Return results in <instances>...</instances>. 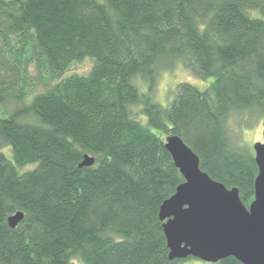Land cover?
Listing matches in <instances>:
<instances>
[{
  "label": "trees",
  "instance_id": "obj_1",
  "mask_svg": "<svg viewBox=\"0 0 264 264\" xmlns=\"http://www.w3.org/2000/svg\"><path fill=\"white\" fill-rule=\"evenodd\" d=\"M84 58L86 73L64 74ZM176 62L212 79L162 105L158 71ZM234 114L240 128L264 119V0H0V264L192 258L168 257L158 215L183 181L164 137L247 206L258 168L228 133Z\"/></svg>",
  "mask_w": 264,
  "mask_h": 264
},
{
  "label": "water",
  "instance_id": "obj_2",
  "mask_svg": "<svg viewBox=\"0 0 264 264\" xmlns=\"http://www.w3.org/2000/svg\"><path fill=\"white\" fill-rule=\"evenodd\" d=\"M261 123L262 141L252 145L258 171L247 206L237 187H226L200 169L198 155L180 136L164 137V146L183 177L158 211L170 259L192 256L215 263L234 256L243 264H264V119ZM93 161L85 153L79 166ZM22 217L23 212L16 211L7 222L15 227Z\"/></svg>",
  "mask_w": 264,
  "mask_h": 264
},
{
  "label": "rangeland",
  "instance_id": "obj_3",
  "mask_svg": "<svg viewBox=\"0 0 264 264\" xmlns=\"http://www.w3.org/2000/svg\"><path fill=\"white\" fill-rule=\"evenodd\" d=\"M91 66V60L89 58H84L81 61L73 62L69 69L64 74L70 73H86ZM210 78L201 79L192 75L187 69H185L181 63L176 62L171 69H160L158 71L157 80L155 88L153 91L154 100L158 101L162 105H166L167 102L172 98L175 87L179 82H189L200 89L205 88L211 81ZM31 98L29 94L26 98L28 101ZM133 113L139 116V107L134 106L132 109ZM142 122H145V117L141 116ZM243 121L242 115L234 114L227 122V130L233 141L238 145H245L250 147L252 150V145L255 141H262V119L252 124L249 128H240L241 122ZM7 158L12 160L11 150L9 147H3L0 149ZM34 164H26L23 168H31ZM70 264H84L83 261L74 257L71 259ZM178 264H215L208 261L201 260L199 258H188L178 262Z\"/></svg>",
  "mask_w": 264,
  "mask_h": 264
}]
</instances>
